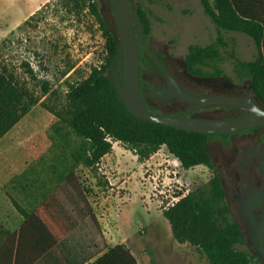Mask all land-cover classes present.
Segmentation results:
<instances>
[{
  "label": "rangeland",
  "instance_id": "1",
  "mask_svg": "<svg viewBox=\"0 0 264 264\" xmlns=\"http://www.w3.org/2000/svg\"><path fill=\"white\" fill-rule=\"evenodd\" d=\"M96 1L102 12L104 0ZM134 2L149 22L148 46L154 52L168 53L165 59L175 70L190 43L205 44L217 35L201 0ZM37 3L33 13L20 19L24 0H0V61L36 100L1 148L15 159L14 175L22 189L30 190L41 175L61 179L53 192L68 212L76 213L81 221L91 211L99 216L101 223L95 220L94 228L101 236V249L122 243L139 264H152V260L156 264H211L194 242L175 238L164 215L181 196L210 178V168L175 165V156L165 145L142 153V146L119 140L103 129H98L103 140L100 146L109 144V148L100 155L91 139L79 131L78 109L68 92L94 67L106 64V34L85 0ZM224 34L236 39L240 57L253 56L249 35ZM141 55L145 73L152 75V60L145 52ZM222 67L227 75H234L230 60Z\"/></svg>",
  "mask_w": 264,
  "mask_h": 264
},
{
  "label": "trees",
  "instance_id": "2",
  "mask_svg": "<svg viewBox=\"0 0 264 264\" xmlns=\"http://www.w3.org/2000/svg\"><path fill=\"white\" fill-rule=\"evenodd\" d=\"M85 1L106 34L107 61L100 67H94L86 78L72 86L68 92L70 100L78 109L77 119L81 121L79 131L91 139L100 155L109 148V144L100 146L103 140L98 129H103L119 140L142 146V153L148 154L165 145L184 168L205 164L212 169L214 165L206 147L208 133L145 120L128 110L110 79V65L117 52L116 21L114 19L115 35L114 28L109 27L100 12L97 1ZM201 3L204 12L214 23L217 35L205 44L193 42L188 45L185 53L188 68L198 73L223 74L225 71L222 63L230 60L235 76L248 79L264 103V0H201ZM138 12L143 32L147 35L150 30L148 19L139 8ZM226 31H239L249 35L255 47L253 56L249 59L240 57L235 49L236 39L227 37L224 34ZM139 57L140 63H143V56ZM43 89L47 90L46 82H43ZM35 101L33 94L21 86L13 72L0 61V140ZM13 203L25 217L19 234H22L24 228L28 231L30 224H34L40 253L60 241L82 219L73 220L68 226H60L58 223L45 227L41 222L42 218L56 216L58 219H71L73 215L67 210L66 213L60 211L62 203L55 192L31 213L14 199ZM90 214L94 215L92 211ZM164 215L170 221L175 238L194 242L211 264H264L241 245L242 233L230 217L217 173L211 174L206 182L191 188L172 208L164 211ZM35 222H39V226ZM4 231L0 222V250L4 248L1 245ZM12 238L14 240V236ZM20 243L19 238L17 248ZM105 254H116L117 259L108 262L102 257L99 259L101 262L136 264L132 252L122 243L116 244ZM152 264H156L154 260Z\"/></svg>",
  "mask_w": 264,
  "mask_h": 264
},
{
  "label": "flooded vegetation",
  "instance_id": "3",
  "mask_svg": "<svg viewBox=\"0 0 264 264\" xmlns=\"http://www.w3.org/2000/svg\"><path fill=\"white\" fill-rule=\"evenodd\" d=\"M131 2L136 6L134 0ZM111 9L113 10L111 0H104L102 13L116 35L115 16ZM142 35L147 44L143 29ZM142 52L150 57L149 52L140 45L139 56ZM155 53L175 78L183 95L174 92L172 82L150 57L155 70L152 75L146 74L145 66L140 63V93L151 112L186 114L188 117L208 119L235 117L246 113L237 106L200 104L197 101L200 96L211 94L250 96L264 108V103L248 79H240L235 74L229 76L226 73L193 72L188 68L185 56L180 67L175 70L165 59L168 53ZM110 71L117 74L116 67L110 68ZM206 147L214 165L212 169L208 167L211 174L217 173L219 176L230 217L242 233L241 245L264 262L260 257V254L264 255V124L231 132L208 133Z\"/></svg>",
  "mask_w": 264,
  "mask_h": 264
},
{
  "label": "crops",
  "instance_id": "4",
  "mask_svg": "<svg viewBox=\"0 0 264 264\" xmlns=\"http://www.w3.org/2000/svg\"><path fill=\"white\" fill-rule=\"evenodd\" d=\"M24 2L26 6L20 10V19L33 13L40 5L37 3L38 0H24ZM17 123L0 140V222L5 229L1 242L4 248L0 250V264H112L99 260L102 257L108 262L117 259L116 254H105L116 244L101 249V236L95 234L94 228V221L98 222L99 220L101 223V220L93 211V216L86 217V219L77 223L60 241L48 247L43 253L38 251L35 236L37 233L33 229L34 224H30L28 231L24 228L22 234H19V229L25 217L15 207L13 199L28 213H31L53 192L61 179L58 180L51 174L41 175L36 181H33L30 190L25 192L24 188L22 189V183L14 175L17 170L15 159L8 158L10 154L3 153L1 149L5 145L4 141L9 133L14 132ZM7 146L11 147V143H8ZM60 206L62 207L60 211L66 213V208L62 204ZM70 213L73 214L71 219H58L56 216L40 219L42 224L48 228L49 225L55 226L58 223L60 226L64 224L68 226L70 222L78 218L76 213ZM39 224V222H35V225L39 226ZM32 236H34L33 239ZM19 238L21 243L17 248ZM133 256L136 259L134 254ZM136 264H139L137 259Z\"/></svg>",
  "mask_w": 264,
  "mask_h": 264
},
{
  "label": "water",
  "instance_id": "5",
  "mask_svg": "<svg viewBox=\"0 0 264 264\" xmlns=\"http://www.w3.org/2000/svg\"><path fill=\"white\" fill-rule=\"evenodd\" d=\"M131 1L111 0L117 25V52L110 68L116 67L117 74L111 73L110 79L121 100L132 114L145 120L205 133L231 132L248 126L264 124V108L250 96L211 94L197 98L200 104H226L237 106L246 111L245 114L235 117L208 119L188 117L186 114L167 115L151 112L140 93V45L149 52L153 61L172 82L174 92L179 95L183 94L162 60L149 49L144 41L139 12ZM260 257L264 260L263 254H260Z\"/></svg>",
  "mask_w": 264,
  "mask_h": 264
},
{
  "label": "built area",
  "instance_id": "6",
  "mask_svg": "<svg viewBox=\"0 0 264 264\" xmlns=\"http://www.w3.org/2000/svg\"><path fill=\"white\" fill-rule=\"evenodd\" d=\"M173 163H174L175 165H181V162H180V160H179L177 157H174V158H173Z\"/></svg>",
  "mask_w": 264,
  "mask_h": 264
},
{
  "label": "bare ground",
  "instance_id": "7",
  "mask_svg": "<svg viewBox=\"0 0 264 264\" xmlns=\"http://www.w3.org/2000/svg\"><path fill=\"white\" fill-rule=\"evenodd\" d=\"M83 174V173H82ZM1 236V235H0Z\"/></svg>",
  "mask_w": 264,
  "mask_h": 264
}]
</instances>
